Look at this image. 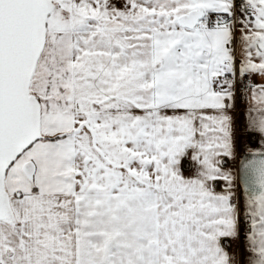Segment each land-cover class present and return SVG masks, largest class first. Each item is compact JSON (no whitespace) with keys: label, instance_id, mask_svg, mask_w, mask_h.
<instances>
[{"label":"snow or ice","instance_id":"6c2138e0","mask_svg":"<svg viewBox=\"0 0 264 264\" xmlns=\"http://www.w3.org/2000/svg\"><path fill=\"white\" fill-rule=\"evenodd\" d=\"M0 264H264V0H0Z\"/></svg>","mask_w":264,"mask_h":264}]
</instances>
